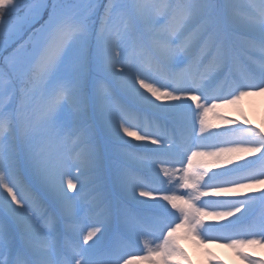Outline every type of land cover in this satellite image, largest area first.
<instances>
[{"label":"snow or ice","instance_id":"6c2138e0","mask_svg":"<svg viewBox=\"0 0 264 264\" xmlns=\"http://www.w3.org/2000/svg\"><path fill=\"white\" fill-rule=\"evenodd\" d=\"M258 93L264 0H0V264H264Z\"/></svg>","mask_w":264,"mask_h":264},{"label":"rangeland","instance_id":"374dc122","mask_svg":"<svg viewBox=\"0 0 264 264\" xmlns=\"http://www.w3.org/2000/svg\"><path fill=\"white\" fill-rule=\"evenodd\" d=\"M239 104V105H238ZM230 106L235 108L233 112L238 122H244L245 118L247 121L255 123L259 127L264 128V93L260 95H251L245 99H242V103ZM192 248V253L195 254V261L198 264H215V262H223V264H245L237 255L234 249L225 247L224 251H221L220 243H212L201 245L198 247L193 243L189 242ZM264 248L250 247L248 252H253L255 256L261 255L264 257L262 250ZM245 251V249H243ZM221 252V253H220ZM260 259V258H259ZM141 264V263H140Z\"/></svg>","mask_w":264,"mask_h":264},{"label":"bare ground","instance_id":"6f19581e","mask_svg":"<svg viewBox=\"0 0 264 264\" xmlns=\"http://www.w3.org/2000/svg\"><path fill=\"white\" fill-rule=\"evenodd\" d=\"M224 249H225V248H224V247H222V249H221V250H222V251H224Z\"/></svg>","mask_w":264,"mask_h":264}]
</instances>
